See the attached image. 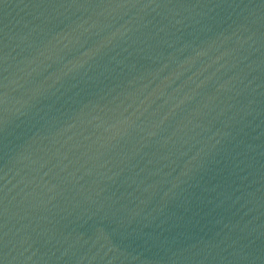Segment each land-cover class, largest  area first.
Returning <instances> with one entry per match:
<instances>
[{
  "label": "water",
  "instance_id": "95a60500",
  "mask_svg": "<svg viewBox=\"0 0 264 264\" xmlns=\"http://www.w3.org/2000/svg\"><path fill=\"white\" fill-rule=\"evenodd\" d=\"M0 264H264V0H0Z\"/></svg>",
  "mask_w": 264,
  "mask_h": 264
}]
</instances>
